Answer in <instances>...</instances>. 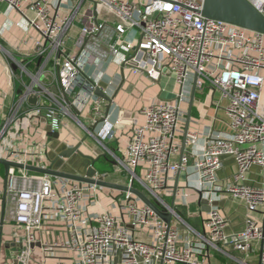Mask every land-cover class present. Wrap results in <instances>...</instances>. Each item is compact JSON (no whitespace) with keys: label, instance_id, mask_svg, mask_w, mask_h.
<instances>
[{"label":"built area","instance_id":"built-area-1","mask_svg":"<svg viewBox=\"0 0 264 264\" xmlns=\"http://www.w3.org/2000/svg\"><path fill=\"white\" fill-rule=\"evenodd\" d=\"M2 1L9 13H19L22 23L17 25L23 24L39 35L38 55L44 63L33 74L16 62L31 81L25 83V91L0 128V149L8 145L11 126L34 94L46 99L47 105L22 116L46 111L53 131L61 128L62 117L70 116L97 140L113 139L117 124L105 115L108 101L96 90L110 94L99 82L87 83L90 77L86 68L98 60L118 61L123 68L145 74L152 81L170 74L181 85L174 101L153 100L141 110L144 121L133 126L124 158L119 159L129 173L128 186L142 188L160 201L161 193L167 191L175 197L189 195L178 188L175 192L171 179L191 163V152H183L178 161L174 157L183 120L180 102L184 88L193 81L199 90L211 85L221 93L231 128L230 133L212 135L202 153L194 157L200 191L210 201L230 195L242 200L246 209L244 228L227 233L226 217L213 206L205 221L207 234L196 237L191 231L183 234L181 227L188 224L182 218L180 225L174 218L168 224L130 191H123L120 215L111 211L89 215L88 207L99 202L103 187L11 167L6 220L25 230V248L18 259L26 253L25 264H29L47 207L55 201L68 239L61 243L45 241L41 247L46 253L55 248L73 251L76 264H211V248L229 254L226 248L249 252L254 245L260 247V264H264V222L255 216L264 211V187L248 182L253 166L264 167V33L205 16L204 0H70V7L63 0ZM249 1L264 12V0ZM100 11L111 14L113 20L100 19ZM49 62L62 69L63 100L41 79ZM83 88L84 93H79ZM72 107L78 112L73 113ZM87 109L97 125L94 130L81 117ZM196 139L197 133L187 132V142ZM225 157L235 159L237 170L228 183L222 184L218 171ZM4 158L46 167V147L8 151ZM138 232L148 239L140 238Z\"/></svg>","mask_w":264,"mask_h":264},{"label":"crops","instance_id":"crops-1","mask_svg":"<svg viewBox=\"0 0 264 264\" xmlns=\"http://www.w3.org/2000/svg\"><path fill=\"white\" fill-rule=\"evenodd\" d=\"M70 7V0H63ZM99 18L112 21L113 17L106 11H100ZM21 18L17 11L8 12V5L0 0V128L7 122L9 115L20 96L25 91V83L31 81V76L27 74L16 62H20L31 73L37 74L40 71L44 58L38 55L37 41L39 35L33 29L17 25ZM22 23V22H20ZM137 37V36H136ZM77 50V49H75ZM88 84L92 81L99 82L110 96L113 103L109 111V118L118 123L121 113L123 122L117 127L116 136L113 139L99 141L91 136L88 131L81 127L72 117H62L60 129L47 130L51 120L44 114L37 116H22L26 111L36 107L47 105L46 99H41L38 95L31 96L24 103L20 110L21 115L11 126V130L6 140L8 145L0 149V157H5L8 151L24 152L39 145L46 147V158L43 161L46 167H53L56 170L79 175H86L91 167L97 170V175L104 176L105 180L128 185L129 173L120 165L119 159L124 158V152L128 147L133 126L143 123L144 117L141 110L153 100L174 101L181 91V85L177 83L175 77L164 74L158 81L150 80L145 74L133 73L128 68H123L118 61L98 60L96 64L86 68ZM264 75V70L262 71ZM62 69L54 67L52 62L46 65V71L41 77L48 89L57 97L63 100V79ZM114 83L110 84V81ZM84 88L79 93H84ZM184 97L180 102L183 113V120L177 132L175 143L178 145V153L174 157L176 161L180 159L183 152H191V163L186 170L173 176L171 186L181 191H186L189 195L175 198L173 218L174 223L179 224L182 218L188 225L181 227L183 234L191 231L192 235H206L207 229L205 221L211 208L218 207L226 217L228 224L227 233L242 230L245 226L244 213L245 204L242 200L233 199L230 195H219L214 201H210L208 195L204 197L209 203H202L200 198L201 185L198 174L194 169V157L200 155L204 146L212 135L231 132L229 119L225 107L226 100L221 93L211 85L199 90L191 81L184 88ZM264 95V88H263ZM71 98V97H70ZM78 98V95L76 99ZM108 102L104 105L105 115ZM46 107V106H44ZM264 108V97H263ZM73 113H77L72 107ZM82 119L85 124L94 130L97 126L90 118L89 110L82 111ZM54 132L59 136H54ZM187 132L197 133V139L191 143L186 141ZM78 148L70 156H63L68 149ZM256 167L259 170L255 169ZM237 170V164L233 157H225L223 166L218 171L219 180L222 184L228 183ZM264 172V167L253 166L248 174V182L264 187V176L258 174ZM260 171V172H261ZM5 186V169L0 165V219L2 212L3 194ZM145 194L146 192L140 188ZM149 196V195H148ZM123 191L103 187L99 192V202L88 207V214L103 211H111L120 215V206L123 202ZM154 203L165 212L170 211L171 203L174 201L172 192L161 193L162 201L150 197ZM51 202L47 207L44 220V227L38 231V240L32 250L29 264L44 262L47 264H76L77 257L73 251L55 248L46 253L41 247V243L64 242L68 239V233L64 221L57 215L55 205ZM260 222H264V211L255 213ZM180 225V224H179ZM140 238L148 239L143 233H137ZM25 230L6 220L3 228V239L0 251V264H11L25 248ZM254 250L244 252L245 257H250L256 251V264H260V247L254 245ZM120 257L118 258V260ZM118 263V262H117ZM245 264H250L245 262Z\"/></svg>","mask_w":264,"mask_h":264},{"label":"water","instance_id":"water-1","mask_svg":"<svg viewBox=\"0 0 264 264\" xmlns=\"http://www.w3.org/2000/svg\"><path fill=\"white\" fill-rule=\"evenodd\" d=\"M203 14L207 17L214 18L217 20H222L233 25H237L249 30L264 33V12L258 9L249 0H204ZM96 94L100 97L106 99L109 103L106 110V115L109 114L111 105L113 103V97L104 93L100 88L96 90ZM43 116V115H42ZM123 113L120 114L117 127L123 122ZM47 130L52 133L51 124L48 125ZM54 136H59V133L54 132ZM78 151V148L68 149L63 153V156H70L73 152ZM0 165L4 166L5 169V186L3 194L2 212L0 219V241L2 243L3 239V228L6 223V208H7V198H8V176L11 167L16 169H26L30 172L47 174L53 177L65 178L69 180H75L80 182H87L92 184H97L101 187L116 189L120 191H130L141 198V200L150 206L164 221L168 224L172 223L174 204H175V193L174 201L171 203L170 211H162L154 201L149 198L142 190L136 187H130L128 185H120L111 181H107L103 176L96 177L97 170L91 167L86 175H79L74 173H68L64 171H59L53 167H41L33 164H23L17 161H12L4 157H0ZM177 187L175 188V192ZM200 198L202 203H209V200L204 197V193L200 191ZM0 243V251L1 244ZM26 253L19 260L18 257L14 259L11 264H25Z\"/></svg>","mask_w":264,"mask_h":264},{"label":"rangeland","instance_id":"rangeland-1","mask_svg":"<svg viewBox=\"0 0 264 264\" xmlns=\"http://www.w3.org/2000/svg\"><path fill=\"white\" fill-rule=\"evenodd\" d=\"M255 169L259 170L258 167H256ZM17 170L19 171V169H17ZM260 171L258 172V174H260L261 177L263 178L264 172H263V170L261 172ZM99 176H102V175H99ZM128 182H129V179H128ZM8 206H9V202L7 200V207ZM226 250L229 252V254L222 253V252L216 251L215 249L211 248V250H210L211 254H210V258H209L211 261V264H244L242 262H247L250 264H256L255 259L257 258V254H258L256 251L251 253L250 257H245L244 252H241L238 250H232L231 248H226Z\"/></svg>","mask_w":264,"mask_h":264}]
</instances>
